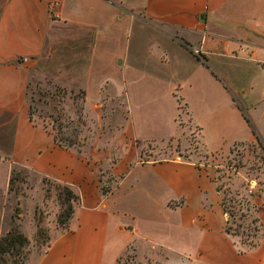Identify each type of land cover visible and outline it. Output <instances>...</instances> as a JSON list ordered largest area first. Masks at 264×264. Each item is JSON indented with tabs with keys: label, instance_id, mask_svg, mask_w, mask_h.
<instances>
[{
	"label": "crops",
	"instance_id": "crops-1",
	"mask_svg": "<svg viewBox=\"0 0 264 264\" xmlns=\"http://www.w3.org/2000/svg\"><path fill=\"white\" fill-rule=\"evenodd\" d=\"M40 63L99 117L124 95L157 111L175 95L202 153L226 156L234 144L257 143L242 111L260 105L250 115L264 144V0H0V238L11 227L9 180L19 167L39 193L46 180L77 197L65 229L27 264H117L128 250L139 264H264L263 200H250L259 227L255 246L243 248L226 230L217 168L142 159L139 142L158 139L127 119L126 102V118L103 120L115 127L112 144L123 145L111 165L110 151L54 142L30 119L25 94ZM234 73L248 81L229 92L219 77ZM177 127L169 139L181 141Z\"/></svg>",
	"mask_w": 264,
	"mask_h": 264
},
{
	"label": "rangeland",
	"instance_id": "rangeland-1",
	"mask_svg": "<svg viewBox=\"0 0 264 264\" xmlns=\"http://www.w3.org/2000/svg\"><path fill=\"white\" fill-rule=\"evenodd\" d=\"M172 34L174 38L179 36L178 32H172ZM194 55L198 60H203L197 53ZM44 67L40 63L38 68L31 70L25 94L29 102V113L32 119L43 126L52 138L59 141L61 145H72L71 147L81 152L110 151V159L108 158L109 160L105 163L111 165L116 159L114 153H117L118 147L123 145L121 142L112 144L115 127L111 124L108 125L107 121L103 120L111 119L113 121L126 118L127 110V119L130 121L133 118L136 123L135 126L141 133L158 139L152 143L149 141L139 142L142 159L149 161L180 160L217 168L215 182L222 200H224L226 210L230 213L228 227L237 243L243 248L247 249L253 245L259 225L257 217L250 207L252 197L246 195V189L252 180L264 186V151L257 143L234 144L226 156L219 154L210 156L202 153L198 145V129L190 127L186 106L184 107V104L175 95H164L163 105L158 111L155 106L151 105L143 104V107H140L138 106L139 103H133L132 98L128 100L127 95H124L126 110L124 100L120 99L115 108L111 107L113 109L101 111V117H99L98 112L84 113L82 95L78 92V94H68L65 88L53 85L52 77ZM219 80L229 92L232 88L236 91L239 90V87L244 86L248 81L240 78L236 73L230 74V77L225 80L219 77ZM139 98L144 99L143 96ZM234 99L237 102L239 96H234ZM261 106L254 107L249 111H242L243 116L251 120L257 133L250 112L257 118ZM262 108L264 109V107ZM156 115L158 120L155 119ZM176 124L180 128H184L182 144L178 138L169 139L181 131ZM248 126L251 129L249 124ZM9 131L10 129L6 128L4 132L6 149L9 145ZM124 144L129 145L130 142H124ZM0 167L6 170L5 166L0 165ZM106 167L108 168V166ZM15 168L16 171L10 184V198L17 202L14 203V209H17V213L14 215L13 226L17 227L24 236V229L27 235L31 236L30 240L25 236L28 241L20 249L17 260L22 264H27L31 257H38L46 252L56 231L65 229L68 208L63 202L64 192L61 185L45 180L42 185L43 190L39 193L37 188H34L35 179L30 177L29 172L19 167ZM106 171L108 173L107 169ZM103 186L104 188L110 187L108 185ZM22 201L23 206H20ZM60 220H65V225H61ZM4 259L6 264H12L13 259L11 257L4 256ZM137 263L140 262L135 259L132 250L124 253L119 261V264ZM146 264L153 263L149 261Z\"/></svg>",
	"mask_w": 264,
	"mask_h": 264
},
{
	"label": "trees",
	"instance_id": "trees-1",
	"mask_svg": "<svg viewBox=\"0 0 264 264\" xmlns=\"http://www.w3.org/2000/svg\"><path fill=\"white\" fill-rule=\"evenodd\" d=\"M202 64L206 68H209L208 64L204 61V59L202 60ZM30 119H32L31 115H30ZM244 119H245L246 123L251 126L252 133L255 136V139H256L258 146L261 148V150L264 151V144L260 141L259 134L254 129L251 120L245 116H244ZM54 142H56L59 146H62V147H71L72 146V145H67V146L61 145V143L59 141H57L56 139H54ZM15 171H16V168H13L11 175H10L9 192L11 191L10 184H11V181L13 179V175H14ZM18 173H20V172H18ZM63 192H64L63 202L67 205V208H68V216H67L68 217L67 222H68V220L72 214V204L77 201V197L67 187H63ZM16 213H17V209H14V215ZM14 215L12 217L11 227H10L9 231L7 232V234L5 236L0 238V264H6V260L4 259V256L11 257L13 259L12 264H22L21 262H19L17 260V258L20 255V249L26 244V242L28 240L18 230L17 227L13 226ZM60 224L65 225V220H60ZM226 230L229 233L231 232L228 227L226 228ZM254 246H255L254 244L250 245V247H248L247 249H251ZM120 259L118 260L117 264H119Z\"/></svg>",
	"mask_w": 264,
	"mask_h": 264
},
{
	"label": "built area",
	"instance_id": "built-area-1",
	"mask_svg": "<svg viewBox=\"0 0 264 264\" xmlns=\"http://www.w3.org/2000/svg\"><path fill=\"white\" fill-rule=\"evenodd\" d=\"M55 6H56V4H54V3L50 4V8L51 9H53V7H55ZM202 166L204 167L206 165H202ZM215 180H216V177H215ZM246 195L248 197H253V196L259 197L260 199L263 200V205H264V186L259 185L255 180H252V181L249 182V184L247 186V189H246ZM224 204H225L224 200H222V208H223V211H224V214H225V218H226L227 223H228L229 222V218H230V213L227 212L226 207H225ZM227 227H228V224H227Z\"/></svg>",
	"mask_w": 264,
	"mask_h": 264
}]
</instances>
